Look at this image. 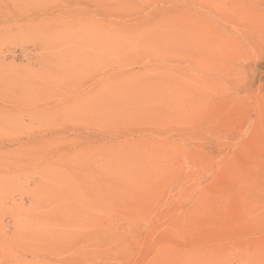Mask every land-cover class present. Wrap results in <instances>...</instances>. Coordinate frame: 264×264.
I'll return each instance as SVG.
<instances>
[{
	"label": "rangeland",
	"instance_id": "374dc122",
	"mask_svg": "<svg viewBox=\"0 0 264 264\" xmlns=\"http://www.w3.org/2000/svg\"><path fill=\"white\" fill-rule=\"evenodd\" d=\"M0 264H264V0H0Z\"/></svg>",
	"mask_w": 264,
	"mask_h": 264
}]
</instances>
